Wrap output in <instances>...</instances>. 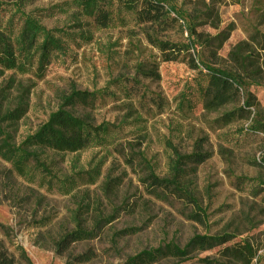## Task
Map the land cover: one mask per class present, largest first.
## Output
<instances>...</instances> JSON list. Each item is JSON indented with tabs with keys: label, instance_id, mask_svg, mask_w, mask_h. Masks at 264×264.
<instances>
[{
	"label": "rangeland",
	"instance_id": "rangeland-1",
	"mask_svg": "<svg viewBox=\"0 0 264 264\" xmlns=\"http://www.w3.org/2000/svg\"><path fill=\"white\" fill-rule=\"evenodd\" d=\"M63 2L37 0L27 10L48 28L73 27L76 23L71 15L56 7ZM212 2L219 29L206 30L217 33L232 28L220 55L226 59L231 47L248 42L255 47L254 61L263 71L250 87L254 106L226 128L219 129L215 123L223 110L206 112L201 105L194 79L197 73L189 64L190 54L196 57L201 47L182 50L190 45L183 19L170 4L157 0H141L136 22L93 30L91 43L73 45L66 56L42 73L36 68L27 73L19 68L0 75V105L7 107L11 102L13 108L22 98L28 104L26 115L17 125V143L35 132L73 88L93 92L112 86L117 98L99 99L95 107L79 105L74 112L91 113L97 123L105 120L121 125L119 137L111 145L79 153L47 154L59 178L98 168L96 184H84L73 196L61 194L56 183H47L41 176L27 181L0 157V245L9 254L17 257L16 248L22 247L31 264H71L72 255L92 248L97 255L84 264H125L128 257L143 250L169 242L184 246L195 234L228 232L251 238L262 256L252 264H264V167L260 164L264 133L247 131L253 120L264 122V52L253 41L264 33V0H172L187 18ZM152 63L158 66L160 80L141 79V84L150 93L161 95L166 106L162 111L153 107L146 112L110 83L136 77L139 64ZM199 138H207L205 147L212 153L209 160L196 167L193 182L207 211L206 225L188 218L192 208L183 200L152 193L141 181L146 162L164 176L170 146L189 153ZM108 177L115 180L117 189L106 198L102 191ZM82 198L98 203L107 214L114 209L118 214L99 238L73 245L70 254L57 255L53 240L64 229L72 228L71 212ZM124 229L129 231L113 243V234ZM207 256L219 257V249L194 253L188 261L165 259L153 264H202L199 258ZM16 264L28 263L17 260Z\"/></svg>",
	"mask_w": 264,
	"mask_h": 264
},
{
	"label": "trees",
	"instance_id": "trees-1",
	"mask_svg": "<svg viewBox=\"0 0 264 264\" xmlns=\"http://www.w3.org/2000/svg\"><path fill=\"white\" fill-rule=\"evenodd\" d=\"M37 0H14L8 3L0 0V75L8 71L22 72L36 68L44 72L55 60L64 57L73 45L91 43L93 30H104L115 25H128L138 21L141 0H64L56 6L65 15H71L76 23L73 27L48 28L34 12L27 9ZM170 4L173 11L183 19L190 45L183 51L201 47L196 55L190 54L189 64L197 75L194 78L201 105L206 112H218L215 123L219 129L226 128L244 118L249 108L254 106L251 100L250 87L259 81L262 69L254 61L252 47L248 42H240L231 47L224 59L220 51L229 38V32L218 30L212 33L206 27L219 29V18L215 14L212 2L198 13H184L175 8L172 0H157ZM77 29H79L77 31ZM257 48L264 52V33L255 39ZM136 77L119 78L110 84L126 94V98L137 101L142 110L152 111L153 107L162 111L166 106L164 98L150 93L141 84L142 80L159 81L160 74L156 63L139 64ZM109 84V85H110ZM112 86L102 90L88 92L73 88L69 95H63L61 106L52 112L39 128L28 134L21 142H16L17 125L28 110L25 98L19 99L15 107L0 105V157L10 163L13 169L27 181H34L41 176L47 183H56L63 195L73 196L86 183L96 184L99 178L98 168L91 171H74L62 178L55 176L47 154L79 153L92 148L104 147L115 143L119 137V126L103 120L97 123L91 113L76 114L77 106L92 105L101 100L117 98ZM243 101V103H242ZM242 103V104H241ZM231 106V109H228ZM143 121V120H142ZM140 121V122H142ZM139 123V122H135ZM127 125L123 123L122 125ZM253 133H264V122L253 120L249 130ZM207 138L195 141L193 150L182 153L171 147L167 173L160 176L151 163L146 162L142 184L152 193H164L175 196L188 204L192 210L188 218L201 225L207 224V211L198 198L194 187L196 167L205 163L212 153L205 147ZM264 167V158L260 162ZM264 184V182H262ZM117 183L107 178L102 194L109 198L115 193ZM117 209L105 213L98 203L91 199H80L71 212L72 228L64 229L53 240L52 247L57 255L70 254L73 245L97 239L106 225L112 223ZM129 230L115 232L112 242L125 235ZM219 249V257L199 258L202 264H252L258 262L261 255L259 248L249 237H238L233 233L195 234L181 246L169 242L163 246L143 250L127 258L125 264H153L165 259L191 260V255ZM17 257L11 255L0 245V264H16L17 260L31 264V260L22 247L16 248ZM96 252L89 248L85 252L71 256V264H84L96 257Z\"/></svg>",
	"mask_w": 264,
	"mask_h": 264
}]
</instances>
